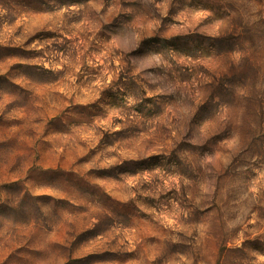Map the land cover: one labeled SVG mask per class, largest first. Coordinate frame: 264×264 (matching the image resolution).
Here are the masks:
<instances>
[{
    "label": "rangeland",
    "instance_id": "obj_1",
    "mask_svg": "<svg viewBox=\"0 0 264 264\" xmlns=\"http://www.w3.org/2000/svg\"><path fill=\"white\" fill-rule=\"evenodd\" d=\"M0 264H264V0H0Z\"/></svg>",
    "mask_w": 264,
    "mask_h": 264
}]
</instances>
